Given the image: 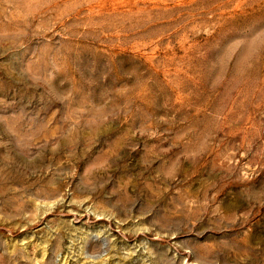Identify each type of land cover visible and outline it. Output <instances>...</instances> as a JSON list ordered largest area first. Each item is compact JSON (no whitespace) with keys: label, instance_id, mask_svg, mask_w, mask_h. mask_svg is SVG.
<instances>
[{"label":"rangeland","instance_id":"obj_1","mask_svg":"<svg viewBox=\"0 0 264 264\" xmlns=\"http://www.w3.org/2000/svg\"><path fill=\"white\" fill-rule=\"evenodd\" d=\"M0 264H264V0H0Z\"/></svg>","mask_w":264,"mask_h":264}]
</instances>
